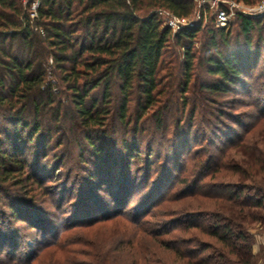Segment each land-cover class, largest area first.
<instances>
[{
    "label": "trees",
    "instance_id": "16d2710c",
    "mask_svg": "<svg viewBox=\"0 0 264 264\" xmlns=\"http://www.w3.org/2000/svg\"><path fill=\"white\" fill-rule=\"evenodd\" d=\"M235 1L254 5L263 0ZM195 9L194 0H40L32 20L22 0H0V190L5 184L22 186L30 180L25 177L28 161L22 158L21 133H26L28 144L36 141L46 150L53 145L54 133L62 131L81 135L97 157L90 178L98 175L100 186L111 188L120 161L107 154L102 163L98 158L110 125L107 107L118 98V114L125 117L134 98L138 109L147 112L156 97L173 98L176 85L187 91L198 37L207 27L203 19L191 21ZM159 10L190 19L191 24L172 32ZM236 20L243 42L236 40L235 47L230 28L213 24L207 29L205 54L212 80L201 84V103L182 101L183 109L191 106V122L197 114L201 120L203 113L213 116L208 127L204 128V121L199 127L212 134L224 125V112L215 117L208 111L207 104L214 103L209 96L230 94L247 85L246 78L260 64L264 14L239 13ZM172 46L182 50L181 61L165 58ZM254 55L257 62L251 61ZM260 126L249 137L221 131L227 141L219 155L198 160L192 177L180 180L184 190L168 199L153 221L145 219L151 213V200L134 207L131 216L120 212L118 222L93 238L83 233L73 240L39 243L40 250L56 248L64 253L61 257L55 252L59 264H255L251 229L264 223V129ZM186 135H191V128ZM78 150L82 154L85 149ZM35 183L42 187L40 180ZM118 189L112 198L122 206L123 195L130 191L127 179ZM8 198L10 215L0 213L27 224L36 236L50 233L51 225L41 218L36 199ZM81 214H75L76 227L95 226V221L80 223ZM12 243L14 249L17 243ZM28 253L22 264H33L40 255Z\"/></svg>",
    "mask_w": 264,
    "mask_h": 264
},
{
    "label": "rangeland",
    "instance_id": "374dc122",
    "mask_svg": "<svg viewBox=\"0 0 264 264\" xmlns=\"http://www.w3.org/2000/svg\"><path fill=\"white\" fill-rule=\"evenodd\" d=\"M195 4L196 9L191 21L203 19V25L207 27L202 29L198 37V44L195 47V70L187 91L184 92L176 85L173 98L156 97V102L147 112L138 109L137 99L134 98L129 103L125 117H120L118 114L121 104L118 98H113L112 103L107 107L110 125L108 124L106 128L108 135L101 141L105 150L98 158L102 163L105 161L102 159L103 156L107 154L108 158L116 157L120 161L119 166L115 169L116 179L111 188L106 185L101 187L98 175L90 178L88 173L91 169L96 168L97 164L94 160L97 157L93 155V149L81 139V135H68L69 132L64 133L63 131L54 133L53 145L43 150L41 144L36 143V141L28 144L26 133H21V136L24 137V143H19L23 151L22 158H27L28 161L25 177H29L30 180H27L26 183L23 182L22 186L11 183L3 185L7 187L0 190V211L10 215L11 201L8 195L23 200L32 197L36 199V205L41 209V218L51 225L52 229L46 236H36L33 233L36 230L26 226L27 224L17 223L15 219L0 213V259L2 260L0 264L10 261L22 264L21 261H24L25 257L24 253L27 252L31 254L39 252L40 255L36 257L33 264H59L54 260L55 252L57 256L61 257L64 256V253H58L56 248L41 251V243L46 245L68 239L73 240L83 233L93 238L99 232L110 229L114 224L113 222L118 220L120 212L129 213L131 216L134 207L151 200L153 201L148 206L151 213L147 214L145 219L153 221L155 216L162 209H165L168 199L177 192L184 190L185 186L180 180L185 177L188 179L192 177L194 166L198 160H205L212 153L219 155V150L224 148L227 141V136H223L221 131H224L226 135L249 137L261 124L264 129L263 43L260 64L251 73L250 78H246L247 85L240 86L238 90L230 94H211L209 96L214 103L207 104L208 111L212 112L215 117L222 111L224 112L221 120L224 125L218 126L219 131L213 130L212 134L208 128L207 131L203 130V127L202 131L200 129L203 121L204 128L208 127V121L212 120L213 116L203 113V120H201L197 114V117L191 122V106L182 108L183 100L190 103H201V97L204 96L201 84L208 79L212 80V77L210 78L207 73L205 50L208 39L206 31L215 25V11L207 9L203 12L202 9L198 8L196 2ZM258 4L260 3L250 6ZM239 13L237 10V15ZM237 15L225 26L232 30L231 43L234 47L236 40L242 41L241 36H239ZM256 41L257 34L254 32L253 42L256 43ZM221 49L226 51L223 45H221ZM165 58L181 61L183 59L182 50L177 46H172ZM257 59L258 57L256 58L254 55L251 61L257 62ZM50 75L52 74L50 73ZM49 78L51 79L52 76ZM175 100L178 101L175 102ZM190 128L191 135L188 136L186 133ZM218 133L222 135V138L217 136ZM209 139H211L212 144ZM57 141H62V146L59 147ZM101 142H97L98 145ZM214 144L215 146H213ZM129 146L132 148L129 149ZM78 148L85 149L84 153L80 154ZM45 153H47V157L44 158L42 156ZM106 165L105 163L102 164V166ZM126 179L130 191L127 195L122 192L124 202L121 206L115 203L112 193L117 192L120 183ZM36 180H40L42 187L35 183ZM188 185L190 184L188 183ZM168 205L171 208H176V204ZM77 211L82 213L78 220L80 223L95 221V226L88 230L76 227L74 222L78 219H76L77 216L75 217ZM107 217H111V220L103 221ZM119 221L120 223H127L122 219ZM103 224L106 226L105 228H101L100 225ZM251 232L254 238L255 264H264V247L262 245L264 223L251 229ZM13 241L17 243L14 249H12ZM75 247L77 246H73V248Z\"/></svg>",
    "mask_w": 264,
    "mask_h": 264
},
{
    "label": "built area",
    "instance_id": "2783aa9c",
    "mask_svg": "<svg viewBox=\"0 0 264 264\" xmlns=\"http://www.w3.org/2000/svg\"><path fill=\"white\" fill-rule=\"evenodd\" d=\"M199 9L205 12L207 9L215 11V25L217 27H225L234 16L237 15V10L243 15L259 16L264 13V0L255 6L246 5L235 0H194ZM27 7L30 19L34 20L37 17L40 0H22ZM158 15L163 20V24L169 27L172 32H176L181 28L191 24L190 19L180 18L167 10H159ZM264 247V239L262 241Z\"/></svg>",
    "mask_w": 264,
    "mask_h": 264
}]
</instances>
